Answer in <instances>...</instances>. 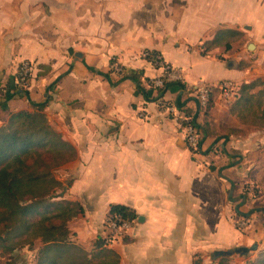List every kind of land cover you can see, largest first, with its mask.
<instances>
[{
	"label": "crops",
	"instance_id": "crops-1",
	"mask_svg": "<svg viewBox=\"0 0 264 264\" xmlns=\"http://www.w3.org/2000/svg\"><path fill=\"white\" fill-rule=\"evenodd\" d=\"M218 29L237 33L227 48L202 53ZM142 49L180 70L184 86L168 84L161 98L203 124V152L192 157L175 119L157 108L147 80L159 70ZM22 59L31 70L18 87ZM252 78L264 83V0H0V124L43 103L73 145L74 158L53 169L54 195L80 203L66 223L69 239L97 264H208L219 259L214 250L255 243L251 254L222 255L223 264H249L264 250V126L240 122L215 86L204 114L192 90L199 81ZM110 203L132 208L135 221L98 249ZM240 217L247 222L239 228Z\"/></svg>",
	"mask_w": 264,
	"mask_h": 264
},
{
	"label": "trees",
	"instance_id": "trees-1",
	"mask_svg": "<svg viewBox=\"0 0 264 264\" xmlns=\"http://www.w3.org/2000/svg\"><path fill=\"white\" fill-rule=\"evenodd\" d=\"M236 33L231 29H218L211 39L202 42L201 52L219 43L227 48L230 37ZM125 75L146 96L138 73L130 70ZM147 81L149 83L150 79ZM173 82L184 86L179 80H166L161 87H152L149 83V87L156 90L152 99L161 97L163 89ZM210 105L211 98L207 100L204 114ZM42 108L43 103H35L30 110L11 111L0 124V251L9 252L23 244L30 247L38 239L40 244L32 264H97L69 239L71 232L66 223L81 212L82 207L78 201L55 197L58 180L53 169L74 158L75 149L50 125ZM228 110L244 124L263 127L264 83L259 78L239 82ZM189 122L203 132V124L197 123L192 115ZM108 212L122 218L136 217L132 208L120 203H110ZM104 243L100 236L93 241L98 249L104 247ZM222 255H214L219 258L218 263ZM249 264H264V250Z\"/></svg>",
	"mask_w": 264,
	"mask_h": 264
},
{
	"label": "built area",
	"instance_id": "built-area-1",
	"mask_svg": "<svg viewBox=\"0 0 264 264\" xmlns=\"http://www.w3.org/2000/svg\"><path fill=\"white\" fill-rule=\"evenodd\" d=\"M140 57L150 62L154 68L158 69V74L152 77L149 81L152 87H161L163 82L166 80H181L180 70L173 67L169 62L165 61L159 52L142 49L139 52ZM108 66L115 72H120L121 67L117 63L114 57H110ZM31 70V63L28 60H20L15 68L14 72V82L18 87H23L29 76ZM215 86L218 88L220 95L226 100H230L233 95H235L237 90V84L230 79L220 80L217 83L210 84L204 81H199L192 88L193 95L195 96L197 103L201 107H205L209 93L212 87ZM162 98L158 97L156 102H161ZM163 101V100H162ZM166 112L173 115L179 131L182 134L184 144L187 146L190 154L195 156L196 154L201 153L200 144H198V139L200 137L199 129L189 122L190 115L185 113L181 108L175 107L172 103L166 102L164 106ZM140 117H144V114H139ZM245 191L253 194L254 186L251 183H247L245 186ZM135 218H122L118 214L107 212L106 216L102 221L104 240L108 241L112 238H123L126 236L131 229ZM247 222V219L240 217L236 220V224L239 226H244ZM240 226V227H241ZM208 264H218L216 260L210 261Z\"/></svg>",
	"mask_w": 264,
	"mask_h": 264
},
{
	"label": "rangeland",
	"instance_id": "rangeland-1",
	"mask_svg": "<svg viewBox=\"0 0 264 264\" xmlns=\"http://www.w3.org/2000/svg\"><path fill=\"white\" fill-rule=\"evenodd\" d=\"M211 95H212V90L209 93L208 99L211 97ZM233 97H234V95H233ZM233 97L230 99V101L233 99ZM162 100H161V102L155 101L157 108L172 118L173 115L166 112V109L164 108V106L166 105V100L165 99H162ZM178 130H179V127H178ZM235 225L239 228L241 226V225L239 226V224H236V221H235ZM33 243H34V241H33ZM24 247H25V249H24ZM255 249H256V247L253 249H249L248 251L244 252V254H251L254 252ZM35 251H36V248H34L33 245H31L29 247V246H26L24 244L21 246L20 245L16 246L15 248H13L9 252H4V251L1 252L0 251V264H28V262H31L30 264H32L34 261ZM261 251L262 250L257 251L255 253V255L258 256ZM217 263H218V261H217ZM218 264H223V263L221 261V263H218Z\"/></svg>",
	"mask_w": 264,
	"mask_h": 264
},
{
	"label": "water",
	"instance_id": "water-1",
	"mask_svg": "<svg viewBox=\"0 0 264 264\" xmlns=\"http://www.w3.org/2000/svg\"><path fill=\"white\" fill-rule=\"evenodd\" d=\"M255 247V243H252L250 246H236L232 249H220V250H214L213 253L214 254H227L230 252H239V253H243L248 251L249 249H253Z\"/></svg>",
	"mask_w": 264,
	"mask_h": 264
}]
</instances>
